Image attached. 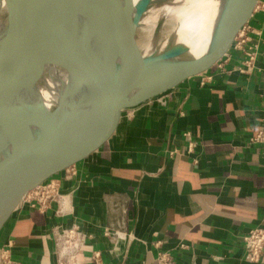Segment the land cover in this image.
<instances>
[{"label":"crops","instance_id":"obj_1","mask_svg":"<svg viewBox=\"0 0 264 264\" xmlns=\"http://www.w3.org/2000/svg\"><path fill=\"white\" fill-rule=\"evenodd\" d=\"M248 25L260 50L252 73L241 72L244 56L232 49L221 67L127 112L115 144L60 187L72 211L58 216L54 202L26 212L0 249L12 244L20 264H57L49 236L77 223L91 237L81 264H156L159 251L177 264H251L244 237L264 228V152L251 142L264 132V0ZM106 228L135 240L114 254Z\"/></svg>","mask_w":264,"mask_h":264},{"label":"water","instance_id":"obj_2","mask_svg":"<svg viewBox=\"0 0 264 264\" xmlns=\"http://www.w3.org/2000/svg\"><path fill=\"white\" fill-rule=\"evenodd\" d=\"M5 1L6 16L0 29V125L23 144L0 177V236L42 197L103 156L119 138L127 112L220 64L260 2L227 0L214 29L212 48L184 66L176 61L184 55L178 47L169 53L158 51L163 17L158 19L152 39L156 51L146 55L137 38L146 7L139 8L132 19L126 10L128 0H82L93 26L123 52L128 72L116 76L101 62L94 100L89 102L82 94L65 112L62 106L12 105L53 55L68 0ZM70 72L79 73L77 59L72 61ZM82 81L87 84L89 76L83 75ZM28 122L42 127L43 132L33 137L25 129L18 130Z\"/></svg>","mask_w":264,"mask_h":264},{"label":"bare ground","instance_id":"obj_3","mask_svg":"<svg viewBox=\"0 0 264 264\" xmlns=\"http://www.w3.org/2000/svg\"><path fill=\"white\" fill-rule=\"evenodd\" d=\"M143 7H146L141 18L143 28L151 27L155 30L160 17L177 22L167 52H171L173 47L183 50V57L180 56L176 61L187 66L193 57L205 55L212 48L214 29L224 3L223 0H128L126 4V10L132 19L137 10ZM5 16L6 1L0 0V29L3 28ZM151 43L152 41L144 48L146 55L156 51L155 44ZM76 59L79 61V73L74 75L70 72V66ZM103 61L116 76H123L128 72L123 52L108 35L93 26L84 2L68 0L53 55L34 83L20 93L12 106L42 105L47 109L62 106L67 112L71 103H76L82 94L90 102L96 95ZM161 64L164 62L159 63ZM85 74L89 76L87 84L82 81ZM21 129L27 130L33 137L43 132L42 127L30 122L18 127V130ZM22 144V140L15 138L0 125V177L10 168L11 156L21 149Z\"/></svg>","mask_w":264,"mask_h":264},{"label":"built area","instance_id":"obj_4","mask_svg":"<svg viewBox=\"0 0 264 264\" xmlns=\"http://www.w3.org/2000/svg\"><path fill=\"white\" fill-rule=\"evenodd\" d=\"M258 7V5H257ZM256 7V9H257ZM255 9V11H256ZM251 27L247 24L238 34L232 49L240 52L243 56V66L240 69L242 73L250 74L257 66L258 57L260 54L259 44L250 32ZM257 36L261 34L256 32ZM231 49V50H232ZM221 67V63L218 64ZM264 97V96H263ZM264 111V110H263ZM264 126V116H263ZM190 136L189 133L186 134ZM251 142L258 145L264 152V132L259 133L251 138ZM195 144L190 143L187 152L192 153L194 151ZM178 150H173L170 155L177 154ZM67 201V202H66ZM59 204L58 216H65L72 211L69 198L63 195L60 191V187L52 190L47 195L42 197L35 205L34 209H38L41 212L48 210L52 203ZM103 235L111 242L112 251L117 254L122 244H130L134 242L135 237L132 233L106 228ZM55 245V255L57 257V264H81L79 257L83 252L90 251L91 247L88 242L90 235L85 232L77 223H73L70 226L57 225L53 228L51 236H49ZM12 244H8L0 249V264H20L15 261L11 251ZM181 250L188 249L187 245L181 244L179 247ZM244 249L246 255V261L251 264H259L264 256V228H253L244 237ZM91 260L95 263L101 262V252L93 251ZM156 264H177V258L175 254L171 252L159 251L156 256Z\"/></svg>","mask_w":264,"mask_h":264},{"label":"rangeland","instance_id":"obj_5","mask_svg":"<svg viewBox=\"0 0 264 264\" xmlns=\"http://www.w3.org/2000/svg\"><path fill=\"white\" fill-rule=\"evenodd\" d=\"M226 1L227 0H223V3L226 4ZM176 25H177V22L174 20L173 21L171 19L164 20L161 26L160 32H159V37H158V51L159 52H163L167 50L169 46L171 45V41L174 36L173 31H175V28L177 27ZM155 32L156 30H153L151 27H144V28L142 27L139 29L137 38H138V42L142 49H144L150 43V41H152ZM192 40L194 43L195 42L194 38ZM151 44H154V43H151Z\"/></svg>","mask_w":264,"mask_h":264}]
</instances>
